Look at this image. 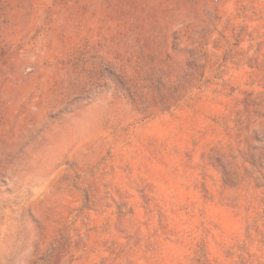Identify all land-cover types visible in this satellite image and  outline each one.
I'll list each match as a JSON object with an SVG mask.
<instances>
[{"label": "rangeland", "instance_id": "rangeland-1", "mask_svg": "<svg viewBox=\"0 0 264 264\" xmlns=\"http://www.w3.org/2000/svg\"><path fill=\"white\" fill-rule=\"evenodd\" d=\"M0 264H264V0H0Z\"/></svg>", "mask_w": 264, "mask_h": 264}]
</instances>
